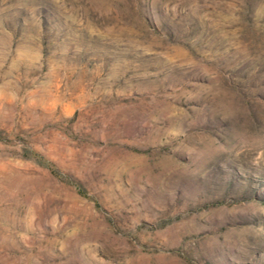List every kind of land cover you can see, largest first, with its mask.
<instances>
[{
  "label": "rangeland",
  "instance_id": "obj_1",
  "mask_svg": "<svg viewBox=\"0 0 264 264\" xmlns=\"http://www.w3.org/2000/svg\"><path fill=\"white\" fill-rule=\"evenodd\" d=\"M0 264H264V0H0Z\"/></svg>",
  "mask_w": 264,
  "mask_h": 264
}]
</instances>
